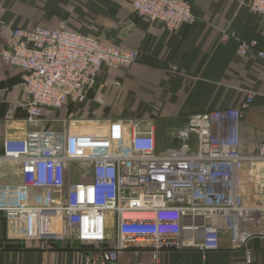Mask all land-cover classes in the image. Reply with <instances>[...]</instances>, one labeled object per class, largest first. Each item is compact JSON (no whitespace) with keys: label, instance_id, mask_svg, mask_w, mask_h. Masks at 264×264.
<instances>
[{"label":"built area","instance_id":"built-area-1","mask_svg":"<svg viewBox=\"0 0 264 264\" xmlns=\"http://www.w3.org/2000/svg\"><path fill=\"white\" fill-rule=\"evenodd\" d=\"M249 6L264 17V0ZM132 7L170 31L196 19L186 0H132ZM10 37L1 56L21 70L34 126L45 110L85 102L106 69L138 59L134 49L68 28L12 27ZM257 46L243 40L239 54ZM256 95L248 90L237 105L191 115L177 131L180 145L164 152L154 126L138 118L8 139L0 163L17 165L21 181L0 184V213L22 238L73 249L75 264H164L167 252L190 249L206 256L221 248L223 234L232 248L246 247L264 236V204H246L240 192L245 162L264 163V143L251 155L240 150V124ZM68 118L80 122L73 114L61 121ZM246 255L251 262L250 249Z\"/></svg>","mask_w":264,"mask_h":264},{"label":"crops","instance_id":"crops-1","mask_svg":"<svg viewBox=\"0 0 264 264\" xmlns=\"http://www.w3.org/2000/svg\"><path fill=\"white\" fill-rule=\"evenodd\" d=\"M186 1L195 21L170 31L163 22L138 16L132 0H0V155L6 140L23 139L43 127L61 131V119L72 114L80 120L70 126L76 131L93 128V121L142 119L154 126L157 149L164 152L180 145L177 131L191 115L237 105L248 90L257 95L240 124V150L253 154L264 143V57L258 54L264 51V17L251 10L250 0ZM38 26L92 35L138 51V59L129 68L106 69L85 102L45 110L34 126L27 120L29 99L21 87V70L1 51L10 45L12 27ZM253 39L257 48L240 55V42ZM256 172L264 178V163L246 161L240 172L246 204H256L252 200L259 189L250 187ZM20 181L17 165L0 163V184ZM22 235L0 213V264H75L77 253L63 243L48 248L45 242ZM164 264H264V236L234 249L228 234H223L218 251L203 256L198 250H174L164 255Z\"/></svg>","mask_w":264,"mask_h":264},{"label":"rangeland","instance_id":"rangeland-1","mask_svg":"<svg viewBox=\"0 0 264 264\" xmlns=\"http://www.w3.org/2000/svg\"><path fill=\"white\" fill-rule=\"evenodd\" d=\"M60 124L63 125V128L65 129L67 126L69 127V125L71 126L72 124L73 125H78L77 122H73V120L71 119H67L66 122H61ZM49 128H54V129H57L56 126H53V127H49ZM78 178L81 179V177L78 175ZM250 187L251 189H259V191L257 190V192H254L255 194V197L254 199L252 200V202L256 203V204H262L264 203V178L261 177L260 173H257L256 172V178L250 180ZM255 191V190H254ZM263 196V197H262ZM244 198L246 199V201L248 202L249 201V198H247V196ZM125 257L126 256H123L122 257V261H126L125 260Z\"/></svg>","mask_w":264,"mask_h":264}]
</instances>
